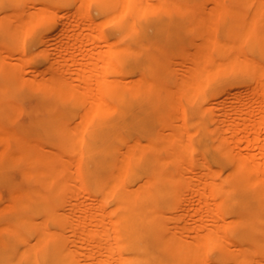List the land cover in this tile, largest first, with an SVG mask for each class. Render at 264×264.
<instances>
[{
    "label": "bare ground",
    "instance_id": "6f19581e",
    "mask_svg": "<svg viewBox=\"0 0 264 264\" xmlns=\"http://www.w3.org/2000/svg\"><path fill=\"white\" fill-rule=\"evenodd\" d=\"M0 264H264V0H0Z\"/></svg>",
    "mask_w": 264,
    "mask_h": 264
},
{
    "label": "rangeland",
    "instance_id": "374dc122",
    "mask_svg": "<svg viewBox=\"0 0 264 264\" xmlns=\"http://www.w3.org/2000/svg\"><path fill=\"white\" fill-rule=\"evenodd\" d=\"M26 95H27V92L25 91L24 88H18V91L16 92V95H15V101L17 103H23L25 101V98H26Z\"/></svg>",
    "mask_w": 264,
    "mask_h": 264
}]
</instances>
